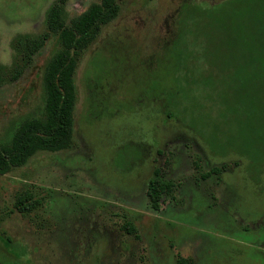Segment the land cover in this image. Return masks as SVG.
I'll return each mask as SVG.
<instances>
[{"label":"rangeland","instance_id":"obj_1","mask_svg":"<svg viewBox=\"0 0 264 264\" xmlns=\"http://www.w3.org/2000/svg\"><path fill=\"white\" fill-rule=\"evenodd\" d=\"M57 1L0 0V66L12 64L16 36L45 30ZM98 1L65 0L66 23ZM181 1L123 0L80 53L72 147L0 175L1 264H175L178 255L191 264H264V145L246 160L237 144L223 147L221 112L194 109V85L186 99L172 97L186 83L164 45L181 28L190 39L216 36L208 18L175 17ZM58 47L50 36L18 79L0 84V143L42 112L44 68ZM195 157L202 172L218 173L202 179ZM157 168L174 188L155 211L146 191ZM27 193L39 204L23 215L15 203Z\"/></svg>","mask_w":264,"mask_h":264},{"label":"trees","instance_id":"obj_2","mask_svg":"<svg viewBox=\"0 0 264 264\" xmlns=\"http://www.w3.org/2000/svg\"><path fill=\"white\" fill-rule=\"evenodd\" d=\"M122 1L99 0L66 23L62 7L65 0H58L46 13L42 33L16 36L12 42V64L7 68L0 66V84L7 79H18L50 36L57 37L59 47L44 68L42 112L39 116L23 119L10 138L0 143V175L24 166L36 153H54L72 147L77 59L118 16ZM175 17L186 20L208 18L207 28L216 36L198 37L192 33L190 39L184 37L186 33L191 34L190 29L182 31L181 28L179 35L164 45L168 50L170 43L174 50L170 59L174 66L176 62L181 73L178 80L187 84L178 86L172 97L178 94L186 99V92L194 85L193 96L197 104L194 109L221 112L223 147L237 144L238 153L252 162L255 145L258 142L264 145V0H219L215 3L182 0ZM213 81L215 83L211 84ZM96 87L93 83L88 86L91 106L92 99L96 98ZM192 162L202 179L218 173L217 169L202 172L198 157ZM154 173L146 195L151 208L158 211L162 196L170 194L174 184L162 180L160 168ZM38 204L27 193L17 199L15 208L27 215ZM123 228L139 238L129 222ZM175 264H191V261L178 255Z\"/></svg>","mask_w":264,"mask_h":264}]
</instances>
